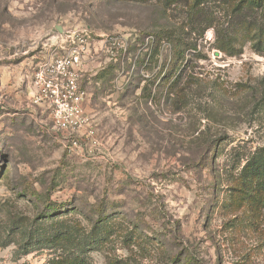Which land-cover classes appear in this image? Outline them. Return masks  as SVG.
I'll return each mask as SVG.
<instances>
[{
  "label": "rangeland",
  "instance_id": "1",
  "mask_svg": "<svg viewBox=\"0 0 264 264\" xmlns=\"http://www.w3.org/2000/svg\"><path fill=\"white\" fill-rule=\"evenodd\" d=\"M202 1L0 0V264H264V0ZM74 30L70 134L32 91Z\"/></svg>",
  "mask_w": 264,
  "mask_h": 264
},
{
  "label": "built area",
  "instance_id": "2",
  "mask_svg": "<svg viewBox=\"0 0 264 264\" xmlns=\"http://www.w3.org/2000/svg\"><path fill=\"white\" fill-rule=\"evenodd\" d=\"M60 44L63 52L53 53L34 72L32 98L35 104L47 107L57 130L76 134L86 123V93L80 81L89 48L76 30L69 32L67 40H60ZM65 44L69 45L66 52Z\"/></svg>",
  "mask_w": 264,
  "mask_h": 264
},
{
  "label": "trees",
  "instance_id": "3",
  "mask_svg": "<svg viewBox=\"0 0 264 264\" xmlns=\"http://www.w3.org/2000/svg\"><path fill=\"white\" fill-rule=\"evenodd\" d=\"M136 1H141V2H148L150 0H136ZM166 3H177V2H182L184 0H164ZM252 4L254 5H259L260 4V0H251L250 1ZM205 4V1L203 0L201 2V4ZM181 78V74H178V73H173V72H168L161 80V82H164L166 84H171L173 87L176 86V84L180 81L179 79ZM170 85V86H171ZM171 86V87H172ZM258 173H264V171L261 169V167H257L254 169V174L255 176L258 174ZM264 177V176H263Z\"/></svg>",
  "mask_w": 264,
  "mask_h": 264
},
{
  "label": "water",
  "instance_id": "4",
  "mask_svg": "<svg viewBox=\"0 0 264 264\" xmlns=\"http://www.w3.org/2000/svg\"><path fill=\"white\" fill-rule=\"evenodd\" d=\"M61 31H62V29H61Z\"/></svg>",
  "mask_w": 264,
  "mask_h": 264
}]
</instances>
